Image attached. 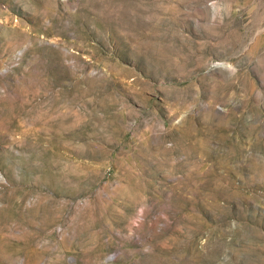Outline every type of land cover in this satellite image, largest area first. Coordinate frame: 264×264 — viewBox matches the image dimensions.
Returning a JSON list of instances; mask_svg holds the SVG:
<instances>
[{"label":"rangeland","instance_id":"1","mask_svg":"<svg viewBox=\"0 0 264 264\" xmlns=\"http://www.w3.org/2000/svg\"><path fill=\"white\" fill-rule=\"evenodd\" d=\"M0 264H264V0H0Z\"/></svg>","mask_w":264,"mask_h":264}]
</instances>
